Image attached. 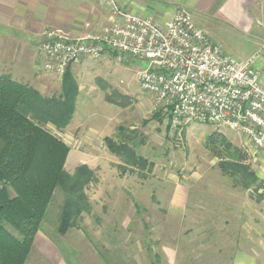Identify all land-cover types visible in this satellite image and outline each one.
I'll return each mask as SVG.
<instances>
[{
    "label": "rangeland",
    "instance_id": "374dc122",
    "mask_svg": "<svg viewBox=\"0 0 264 264\" xmlns=\"http://www.w3.org/2000/svg\"><path fill=\"white\" fill-rule=\"evenodd\" d=\"M192 18L213 42H225L235 51L231 55L238 62L259 50L233 27L203 15ZM96 63L90 71L95 76H82L87 97L64 137L71 150L68 173H75L77 162L101 164L91 169L94 181L85 190L91 212L83 214L82 231L74 229L63 239L57 217L66 195L57 189L42 224L61 253L86 257L88 245L84 248L79 241L106 237L117 245L115 256L119 245L124 250L126 244L127 254L137 257L139 264H231L237 252L264 254V155L230 129L195 122L170 125L167 115L156 109L155 99L136 81L148 62L113 54ZM107 97L115 104L106 103ZM214 131L223 132L248 155V170L258 183L249 186L222 169L206 149ZM106 137L129 145L146 164L135 165L132 159L110 153ZM95 249L103 255L102 247ZM27 264L50 263L32 251Z\"/></svg>",
    "mask_w": 264,
    "mask_h": 264
},
{
    "label": "built area",
    "instance_id": "2783aa9c",
    "mask_svg": "<svg viewBox=\"0 0 264 264\" xmlns=\"http://www.w3.org/2000/svg\"><path fill=\"white\" fill-rule=\"evenodd\" d=\"M108 5L111 23L98 31L77 38L62 30L43 32L39 55L46 72L62 78L72 66L108 53L148 62L137 82L174 126L230 129L264 155V85L250 63L226 55L185 9L157 24L121 10L114 0Z\"/></svg>",
    "mask_w": 264,
    "mask_h": 264
},
{
    "label": "trees",
    "instance_id": "16d2710c",
    "mask_svg": "<svg viewBox=\"0 0 264 264\" xmlns=\"http://www.w3.org/2000/svg\"><path fill=\"white\" fill-rule=\"evenodd\" d=\"M60 97L45 98L37 90L0 77V264H27L35 239L46 219L57 189L66 199L57 217L61 236L80 228L83 214L91 212L86 188L94 181L92 170L80 166L66 170L70 148L48 125L64 131L77 106L78 84L67 72ZM121 159L145 160L126 143L106 140ZM206 149L222 169L249 185L258 183L248 170V155L220 131H214Z\"/></svg>",
    "mask_w": 264,
    "mask_h": 264
},
{
    "label": "crops",
    "instance_id": "0c3cea01",
    "mask_svg": "<svg viewBox=\"0 0 264 264\" xmlns=\"http://www.w3.org/2000/svg\"><path fill=\"white\" fill-rule=\"evenodd\" d=\"M108 1L0 0V77L6 76L16 83L33 88L45 98L60 97L63 91L64 79L46 72L43 68L44 62L39 55V47L44 40L43 32L52 28L62 30L71 37L77 38L86 33L98 31L111 23V10ZM114 1L121 10L151 20L157 24L166 23L175 16L178 10L185 9L189 12L191 18L194 14L203 15V19H210L211 21L221 22L233 27L247 39L248 45H255L253 48L259 49L245 62L239 63H250L259 74L260 70H264V23L262 21L264 19V0ZM216 44L222 47L226 55L234 59L231 54L235 51L230 50L225 42ZM106 55L113 56V53ZM96 62L98 61L85 60L72 66L67 71L74 78L79 88L74 118L64 131H59L55 126L48 125V130L50 129L52 134L58 136L64 142L66 132H70L69 130L76 120L81 102L84 97H87V94L83 91V86L80 84L82 76L83 74H90L94 67L96 69L98 66ZM97 73H100V71ZM260 78L262 85H264V75L260 76ZM105 102L110 105L115 104L109 97L106 98ZM170 125H172L171 122ZM107 139L112 138L106 137L104 139L105 146L109 150L106 143ZM109 152L111 153L110 150ZM78 161H80V158ZM119 162L121 163V161ZM74 165L72 166L75 168L87 165L90 169L101 166L100 162L85 163L83 161ZM93 190L94 192L99 191L96 187ZM91 196L94 197L93 194ZM76 230H79L77 232L82 231L81 227ZM48 231L41 227L35 239L33 251H39L50 264L140 263L137 257L127 254L126 244H124V250L122 245H119L118 257L115 256L116 250L113 249V246L117 245L106 237L99 241L96 239L80 240V246L84 248L86 246L87 248L88 245V255L86 257H75L71 254L63 255L57 241L49 235L50 232ZM69 234L70 232L62 236L63 239ZM96 246L103 248V255L97 252ZM231 264H264V254L251 251L237 252L233 255Z\"/></svg>",
    "mask_w": 264,
    "mask_h": 264
}]
</instances>
